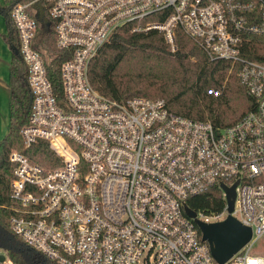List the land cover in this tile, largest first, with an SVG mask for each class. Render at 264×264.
<instances>
[{
    "label": "built area",
    "instance_id": "built-area-1",
    "mask_svg": "<svg viewBox=\"0 0 264 264\" xmlns=\"http://www.w3.org/2000/svg\"><path fill=\"white\" fill-rule=\"evenodd\" d=\"M36 3L53 23L55 48L69 53L60 99L46 76L48 56L34 46L28 10ZM154 13L160 20L145 21ZM10 22L31 95L22 146L45 141L59 160L46 169L9 151L14 234L58 264H219L183 204L217 187L223 207L195 217L221 221L220 185L235 183L230 214L250 237L222 264H264L250 253L264 233V60L243 56L251 37H264V0H28L12 5ZM125 24L134 33L156 30L170 51L178 27L209 61L229 62L252 107L217 127L170 112L163 98L102 95L88 65Z\"/></svg>",
    "mask_w": 264,
    "mask_h": 264
},
{
    "label": "trees",
    "instance_id": "trees-1",
    "mask_svg": "<svg viewBox=\"0 0 264 264\" xmlns=\"http://www.w3.org/2000/svg\"><path fill=\"white\" fill-rule=\"evenodd\" d=\"M24 1L28 0H1L0 3V15L9 26L10 48L8 128L0 139V251L8 264H58L28 246L10 230L8 224L9 151L16 149L31 162L46 169L59 165L58 157L45 141L38 140L23 148L18 133L26 123L31 95L25 81V66L19 55L18 40L10 22V10L14 3ZM28 12L36 22L34 46L48 56L45 59L46 76L60 99L59 69L69 53L55 48L53 23L45 10L42 19H38L33 10ZM159 17L158 13H154L148 15L145 21L160 20ZM250 41L249 49L243 56L263 61L264 37H251ZM174 44L175 49L170 51L161 33L156 30L134 33L130 31V24H125L111 34L90 60L87 70L89 82L102 95L117 100L133 96L163 98L170 112L207 120L217 127L234 123L252 107V100L245 94L234 72L227 74L228 61H209L178 27L174 29ZM223 82L220 95L206 93L207 88L220 89ZM223 203L217 187L184 200V204L194 212L219 211Z\"/></svg>",
    "mask_w": 264,
    "mask_h": 264
},
{
    "label": "water",
    "instance_id": "water-1",
    "mask_svg": "<svg viewBox=\"0 0 264 264\" xmlns=\"http://www.w3.org/2000/svg\"><path fill=\"white\" fill-rule=\"evenodd\" d=\"M38 19L43 18L42 6L38 3L32 5ZM234 184L231 186L220 185L224 192L226 203V217L217 222L207 223L195 217V212L183 204L184 214L190 218L200 233V239L205 241L211 257L219 264L225 262L233 253L243 246L250 237V229L242 225L230 213L233 208ZM5 259V255L0 253V263Z\"/></svg>",
    "mask_w": 264,
    "mask_h": 264
},
{
    "label": "crops",
    "instance_id": "crops-1",
    "mask_svg": "<svg viewBox=\"0 0 264 264\" xmlns=\"http://www.w3.org/2000/svg\"><path fill=\"white\" fill-rule=\"evenodd\" d=\"M8 33L9 26L0 15V139L7 132L8 128V79L10 64Z\"/></svg>",
    "mask_w": 264,
    "mask_h": 264
},
{
    "label": "rangeland",
    "instance_id": "rangeland-1",
    "mask_svg": "<svg viewBox=\"0 0 264 264\" xmlns=\"http://www.w3.org/2000/svg\"><path fill=\"white\" fill-rule=\"evenodd\" d=\"M169 48V47H168ZM170 50V49H169ZM229 72L227 71V74ZM226 79V78H225ZM223 92V90H222ZM159 98V97H158ZM0 253H3L0 251ZM250 253L252 254H257V255H262L264 256V233L262 234V236L252 245L251 249H250ZM4 254V253H3ZM0 264H8L6 257L4 259L3 262H1Z\"/></svg>",
    "mask_w": 264,
    "mask_h": 264
}]
</instances>
